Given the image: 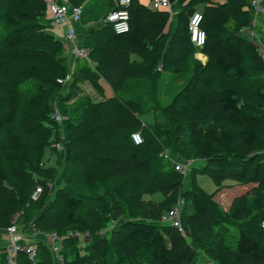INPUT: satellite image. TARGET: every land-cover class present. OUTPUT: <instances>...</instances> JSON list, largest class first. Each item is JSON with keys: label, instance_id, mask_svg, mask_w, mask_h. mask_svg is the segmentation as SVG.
<instances>
[{"label": "trees", "instance_id": "trees-1", "mask_svg": "<svg viewBox=\"0 0 264 264\" xmlns=\"http://www.w3.org/2000/svg\"><path fill=\"white\" fill-rule=\"evenodd\" d=\"M68 1L82 6L87 0ZM172 1L181 8L172 37L164 31L169 11L139 0L128 6L127 33L111 25L89 28L88 59L63 85L57 79L70 70L67 48L52 30L47 0H0V232L19 215L27 234H38L35 259L21 251L16 264H196L200 249L218 264H264V58L241 31L252 27L250 0ZM200 5L202 47L191 41L183 19ZM262 35L264 41V17ZM199 51L207 64L196 59ZM161 70L184 79L190 72L167 103L160 97ZM79 80L101 92L105 80L114 94L66 107L68 136L64 154L57 153L63 172L53 189L57 169L43 157L61 140V123L51 114L64 89L70 88L69 99ZM29 81L32 88L25 87ZM142 83L148 96L120 98ZM146 104L162 114L150 124L141 119ZM133 132L142 143H134ZM191 155L203 162L188 176L173 161ZM196 170L209 173L215 192L201 188ZM228 179L236 191L225 187ZM155 191L163 198H145ZM179 197L189 205L191 241L162 221ZM232 224L238 226L235 246L229 244ZM52 232L65 236L63 262L46 241ZM0 264H8L7 252L0 251Z\"/></svg>", "mask_w": 264, "mask_h": 264}, {"label": "built area", "instance_id": "built-area-1", "mask_svg": "<svg viewBox=\"0 0 264 264\" xmlns=\"http://www.w3.org/2000/svg\"><path fill=\"white\" fill-rule=\"evenodd\" d=\"M131 0H118L117 5L119 8H111L107 12L103 24L111 25L117 34H124L130 30V12L128 6ZM251 8L253 9L254 15H259L264 17V0H250ZM48 13L50 14L52 23L56 26H67V31L64 34V42L66 47L69 48V52L76 59H88V49L82 44L78 43V34L75 27V23L79 22L82 17L83 8L82 6H74L69 3L68 0H47ZM151 8L153 9H168L173 10L172 0H151ZM203 13L202 11H195L192 13L189 20V31L191 41L198 47H202L206 41V31L202 28ZM252 38L255 40L256 35L254 32L250 33ZM258 49L264 58V45L257 43ZM72 79L71 72H68L64 77L57 79L58 83L63 85L68 84ZM53 118L61 123L67 120V116L61 113L57 108L54 109L52 113ZM132 139L135 144H140L143 142V137L140 132H133ZM52 147L60 150L62 148V143L53 142ZM164 157H169L168 152L161 153ZM193 160H188L186 162L176 161V169L183 174H187L189 168L193 166ZM52 185V183H50ZM42 192V186L36 187L32 194L33 198H37ZM185 199L179 198L177 203L163 215L162 221L177 227L182 235H186V230L181 222V214L179 211V205L184 203ZM262 226L264 227V220L262 221ZM6 233L8 235V243L6 247L7 252V262L8 264H16L17 257L21 251L27 252L29 258L34 260L37 255V243H27L25 242V232L19 227L17 222L14 220L7 228ZM69 236L74 238H82L86 241L88 232L80 231H69ZM46 241L51 246L52 251L55 253L56 258L63 262V256L61 254V240L65 238L64 235H59L56 232L46 234Z\"/></svg>", "mask_w": 264, "mask_h": 264}, {"label": "rangeland", "instance_id": "rangeland-1", "mask_svg": "<svg viewBox=\"0 0 264 264\" xmlns=\"http://www.w3.org/2000/svg\"><path fill=\"white\" fill-rule=\"evenodd\" d=\"M143 5H146V6H150L151 5V0H139ZM215 2H224L225 0H213ZM113 2V0H87L83 5H82V8H83V13H82V22L84 25H89V26H100L101 24H103V20L107 14V12L109 11V8L111 6V3ZM176 7L177 8V13H176V16H178V13L180 12V3L179 5H177ZM175 7V8H176ZM174 8V6H173ZM174 8V9H175ZM173 9V10H174ZM202 11V5L200 6H197V8L195 10H190L189 12H184L183 14V19L185 20V24L188 25L189 23V20H190V17L192 15V13H194L195 11ZM48 16H50V14L48 13ZM256 16H259V15H256ZM50 20H51V17H49ZM260 19L258 22L257 20H255L253 17H252V27L250 29H242L241 31L242 32H245L246 35H248L247 37H249L253 42L254 44L256 45L258 42L259 44H263L264 45V41H263V35H262V16H260ZM86 22V23H85ZM177 25H178V22H176ZM258 23V24H257ZM257 24V25H256ZM54 25V24H53ZM256 25V26H255ZM89 26H86V29L87 27ZM65 29H64V32L63 34L66 33L67 31V26L65 25L64 26ZM251 32H254L255 35H256V39L254 40L251 36ZM55 34L60 37V38H64V35H58V33L55 32ZM67 50L69 51V48L67 47ZM203 53L202 52H197V56L195 55L196 59H198L202 64H207V55H205V60L202 61L199 57H201ZM67 57V55H66ZM68 59V58H67ZM69 63H70V60L68 59ZM80 63L78 64V67H79ZM70 66V64H69ZM161 65H159V70H160V67ZM77 67V66H76ZM78 69L79 68H75L73 66H70V70L69 72H71L72 74V78L73 77H76L79 72H78ZM251 73H256V71H252L250 70ZM162 72V70H161ZM162 74L165 76V73L164 71L162 72ZM190 72H188V75L187 77L189 76ZM174 77V81H172V83L169 85V84H162L161 85V92H160V97L162 98L161 101L163 103H167L169 102L172 97H174L175 93H178L180 88L183 86V84L186 82V79L187 77L184 79V78H177L176 75H173ZM262 79H264V75L261 76ZM163 79H165V77H163ZM133 84V83H132ZM146 83H142L140 86L137 84L134 85V87H138L136 88L133 92H130L128 91V93H120L121 94V97L120 98H124V97H146L148 96L149 94V87H145ZM67 85V84H65ZM101 88L103 90V94L101 92V90H99V88H96L94 86L91 85V83H89L88 81L86 80H79L78 84H77V88L75 89V94H73L69 99H66L69 94H68V91L70 93V88L68 89H64L63 91V94L59 96V98L57 99L58 102L56 101L55 102V109L57 108L61 113L63 112H66V107L70 105H72L73 103H75V101L79 100V99H91L93 100L94 102H99V101H102L104 99H106V97H111L114 93H113V90L110 86V84L108 82H106L105 80H101ZM144 86V88H143ZM166 86V88H164ZM169 86V88H168ZM25 87L26 88H32V82H28L25 84ZM74 90V89H73ZM72 91V89H71ZM163 93V94H162ZM61 101V102H59ZM53 113V111H52ZM121 114V110L119 112ZM67 114V113H66ZM162 114L158 112L155 113V110L154 108L149 105V104H146V107H145V110L143 112V114L141 115V119L143 120V122L145 123H153L155 118L161 116ZM68 117V115H66ZM51 117L53 118L52 114H51ZM54 119V118H53ZM55 120V119H54ZM66 123H67V120L61 122V124L57 125V128H56V131L59 132L60 134V142L62 143V148L57 151H52L51 149H53L52 145L45 150V154H44V157H43V163H45L47 166H51V167H55L57 169V176L55 178V181L52 182V188L54 189L56 187V185H58L60 183V179H57L63 172L62 170V162H58V156H57V153L61 151L60 155L64 154V146H65V143L67 141V132H66ZM99 147V146H98ZM190 161V160H193V167H197L196 169H199V167L202 166V162L203 160L202 159H199V158H196V157H193V155L190 156V158L187 159V161ZM178 161L177 159H174L173 162H176ZM183 161V160H181ZM64 162V160H63ZM183 162H186V161H183ZM60 164V165H59ZM62 164V165H61ZM192 168H189V171L187 173V175L189 176V173H192ZM198 171L197 173V180H198V183L199 185L201 186V188H203L207 193H213L216 191L217 187H216V184L213 182L212 178L210 177L209 173L208 172H202V171H199V170H196V172ZM114 183H118L119 180L117 179H114L113 180ZM225 187H228L227 189H231L232 191H236V186H234V182L232 180H227L225 181ZM224 190V189H223ZM222 190V191H223ZM145 198H151V199H155V200H160L163 198V193L161 191H155V192H152L150 194H145ZM181 198V197H179ZM181 199H185V198H181ZM224 203H226L224 201ZM226 205V204H225ZM225 205H222L225 207ZM179 211H180V214H181V222H182V225L184 226V228L186 227V224H185V220H186V217H187V214L189 212V205L188 203L185 202L180 204L179 205ZM182 213H183V217H182ZM16 221V219H14ZM13 220V221H14ZM17 224L19 225V227H21V229L25 232V234L27 233L28 229H26L25 227L22 226V224L20 223L21 222V219H20V216L18 215L17 216ZM186 230V228H185ZM230 232L233 236H231L229 238V244L235 246V239H234V236L237 235L238 233V226L235 225V224H232L230 226ZM188 232L186 230V235L187 236V239L189 241H191V238H190V235L188 236ZM89 236H87V239L88 240ZM81 241H83V239L81 238L80 239ZM79 245L81 246V243H79ZM80 252L82 253L83 250L81 249ZM200 254L198 255V260H197V263L196 264H218L216 261H214V259L209 256L206 252H204L203 249H200Z\"/></svg>", "mask_w": 264, "mask_h": 264}, {"label": "crops", "instance_id": "crops-1", "mask_svg": "<svg viewBox=\"0 0 264 264\" xmlns=\"http://www.w3.org/2000/svg\"><path fill=\"white\" fill-rule=\"evenodd\" d=\"M118 0H113V2L111 3V6H110V8L109 9H111V8H113V7H115V6H117V2ZM173 2V6H174V8L178 5V3L177 2H175V1H172ZM149 7H151V5L149 6ZM173 8V9H174ZM177 8L178 7H176L174 10H172V11H170V10H168V9H164V10H167V11H169V13H170V17H169V20H168V22H167V25H166V27H165V32H167V33H169V37H172V35L174 34V32H175V30H176V28H177V19H176V13H177ZM50 17V16H49ZM253 18L255 19V20H257V22L259 21V20H261L260 19V16H256V15H254L253 14ZM86 23V22H85ZM258 24V23H257ZM256 24V25H257ZM255 25V26H256ZM65 25H62V26H56V25H53V28H52V30L54 31V32H56V33H58V35H64L63 34V32H64V29H65V27H64ZM86 26H89V25H84L83 24V22H82V17H81V20L79 21V22H77V23H75V27H76V30H77V34H78V43H80V44H82L83 45V41H84V37H85V35H86V32H87V30L89 29V28H91V27H93V26H89V27H87V29H86ZM101 26H104V24H101L100 26H94V27H101ZM63 37V36H62ZM64 39V38H63ZM67 48V47H66ZM67 50V49H66ZM66 55H67V58L70 60V66H73V67H75V68H78V64L81 62V59H76L68 50H67V53H66ZM196 56H197V53H196ZM131 58L132 59H135L136 58V55H132L131 56ZM202 61H204L205 60V55L204 54H202L201 55V57H199ZM77 66V67H76ZM161 67V66H160ZM161 69V68H160ZM165 73V79H163V82H166L165 84H171L172 83V81H174V77H173V74H168V73H166V72H164ZM138 80H134V79H132L131 80V83H134V82H137ZM136 88H138V87H136ZM135 87H132V88H130L129 90V93L130 92H133L135 89H136ZM164 88H166V86L164 87ZM102 92H103V90H102ZM26 237H25V241L28 243H37V241H38V234L35 232V233H33V234H27L26 233V235H25ZM7 243H8V235H7V233H6V231H1L0 232V251H4V252H6V247H7Z\"/></svg>", "mask_w": 264, "mask_h": 264}, {"label": "clouds", "instance_id": "clouds-1", "mask_svg": "<svg viewBox=\"0 0 264 264\" xmlns=\"http://www.w3.org/2000/svg\"><path fill=\"white\" fill-rule=\"evenodd\" d=\"M52 186V185H51Z\"/></svg>", "mask_w": 264, "mask_h": 264}]
</instances>
